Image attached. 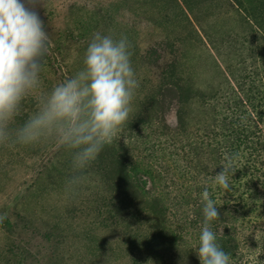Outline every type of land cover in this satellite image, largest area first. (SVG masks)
<instances>
[{"label":"rangeland","instance_id":"obj_1","mask_svg":"<svg viewBox=\"0 0 264 264\" xmlns=\"http://www.w3.org/2000/svg\"><path fill=\"white\" fill-rule=\"evenodd\" d=\"M260 3L264 0L37 3L50 36L41 73L44 91L82 68L98 31L116 39L127 36L139 88L123 137L105 146L74 191L67 187L70 151L54 142L0 145V215H6L0 223V264H192L201 226L189 223L200 222L201 194L214 187L213 151L226 154L223 142L233 140L231 128L236 132L224 122L229 101L253 99L243 110L248 115L240 116L244 132L236 135L244 142L236 143L234 152L246 166L264 169L259 165L264 161V36L251 33L258 32L254 23L264 28L255 9ZM217 65L226 67L235 83L249 76L258 92L247 91L248 81L229 90ZM36 110L35 98L27 99L16 123ZM237 121L238 114L235 126ZM110 162L120 165L122 184L132 186L126 198L103 173ZM259 179L254 188L243 186L250 179L233 183L239 206L212 227L232 246L233 264H257V259L264 264V182ZM157 201L170 215L152 216ZM165 221L173 232L169 251L175 253L167 252L161 262L129 236Z\"/></svg>","mask_w":264,"mask_h":264},{"label":"clouds","instance_id":"obj_2","mask_svg":"<svg viewBox=\"0 0 264 264\" xmlns=\"http://www.w3.org/2000/svg\"><path fill=\"white\" fill-rule=\"evenodd\" d=\"M39 2L0 0V145L14 148L54 142L70 151L72 175L67 187L74 191L86 180V170L105 146L123 137L139 81L127 36L116 39L98 31L86 48L82 68L44 91L41 73L50 36L36 11ZM29 98H35L37 110L17 124ZM220 169L211 179L227 192L236 172L232 158L226 157ZM201 199L204 219L196 248L199 264H233L217 243L211 222L218 221L219 212L207 188ZM4 219L6 215H0V223ZM257 264H261L258 259Z\"/></svg>","mask_w":264,"mask_h":264},{"label":"trees","instance_id":"obj_3","mask_svg":"<svg viewBox=\"0 0 264 264\" xmlns=\"http://www.w3.org/2000/svg\"><path fill=\"white\" fill-rule=\"evenodd\" d=\"M245 4V3H244ZM241 6V8L243 10H245L244 12L247 11L246 6L245 5H239ZM259 12H260V17L262 19H264V3H260L259 6L257 8ZM254 26L257 27L258 32H254L251 28V32L254 35H260V36H264V28L261 27L260 25H257L256 23H254ZM217 69L219 71V74L221 75V77L223 78V80L225 81V85L227 86V88L229 90H232L234 87H232L233 85L235 86L236 90L239 89V87L241 88L247 85H251L252 87L249 88V90H247L249 93H252L251 90H255V92H258L257 88L255 89V82H250V77L249 76H243L239 79L240 82L235 83L234 79H232V77L229 75L228 69L226 67H222L220 65H217ZM250 75H254L253 73L250 72ZM249 82L247 85L243 84V82ZM241 84V86L237 85V84ZM251 83V84H250ZM243 91V89H242ZM252 98H243L241 100H237V101H229V104H227V112H229V116H232L229 118V116H227V118H225L224 122H228L229 125L232 127H236V132L234 131L233 128H231V135H228V138H232L233 140L230 141H226L225 143L223 142L224 146L223 148H226L228 151H226V154H222V153H217L215 154L213 151V157H214V172L213 175L215 176L221 169V165L224 163L225 161V157L224 155H227L228 157H231L233 160V164L234 167L236 169V172L232 175V178H230V189L229 191L225 192L224 190L220 189L219 186H217L213 181H212V186L214 187H209L207 188L211 194V198L215 201H217L216 206L218 207V212H219V219L221 218L223 219H230L233 215V213H235V209L239 206V202H240V198L239 196L235 193L234 190V186L233 183H241V180H246V179H250L247 180L245 183H243V186L248 187L252 185V188H254V184L257 182H260V177L263 178V182H264V169L262 172H259L255 169V167L251 166V165H247L243 164L244 161H246L242 155H240L239 153H235L234 151H237V144H240L243 141L242 138H239L241 136L236 135L241 133L242 131L244 132V127L240 124V118L244 115H248L247 111H243L244 108L246 107V105L248 106V109L250 108V106L252 107V104H250V102H252ZM228 107H233V111H230V108ZM241 110V112H240ZM238 114V121L239 125L235 126L233 121L235 120L236 115ZM241 116V117H240ZM250 119V118H249ZM251 120V119H250ZM247 121V120H246ZM242 132V133H243ZM235 135V136H234ZM219 135H215L214 139H216ZM235 137V138H234ZM213 139V141H214ZM225 139V138H224ZM247 141V140H246ZM249 142V141H248ZM215 143V142H214ZM237 143V144H236ZM197 144V143H196ZM213 144V142H212ZM219 147H221V142L218 143ZM204 146V145H202ZM103 163V162H102ZM254 164H258L255 163ZM264 164V161H262L261 163H259V165ZM119 164L117 166H114L113 163L110 162L109 167L104 168L103 173L104 175H108L110 176V182L112 184H115V193L118 192V190H120L122 192V196L124 198L128 197L132 190V186L128 185L125 186L122 184V179L120 178V168H119ZM112 176V177H111ZM259 176V177H258ZM107 180V181H109ZM251 188V189H252ZM248 189V190H251ZM264 189V188H263ZM264 202V201H263ZM153 209L151 210V214L154 218L158 219L160 216H164L166 217L168 212V208L165 205H161L157 202H155L153 204ZM197 207H199V211L198 212V217L200 219V222L198 221H194L191 220L189 225H193V226H197V225H202L203 223V219L204 217H201V214L203 213V203L201 202ZM176 217V215L174 216ZM148 223V221H146ZM218 221H213L211 222L212 227H214V225L217 223ZM152 228V226H147V228L145 230L143 229H139V230H133L130 234V239L132 240L131 243L134 244H138L141 246L143 245L144 250L146 252H151L153 253V255L157 256L160 258L161 262L164 260V255H166V253H170L171 256H174L175 252L169 251L171 248H173V241H172V235L173 232L167 227V223L165 221V224L163 226H158L156 225L155 227L152 228V231L150 230ZM221 237L217 236V243L220 245V247L226 252L229 253L230 250H232V246L230 245V243H222L221 242ZM197 245H198V240H197ZM177 256V255H176ZM192 264H199V259L197 257V255L195 257H193L192 259Z\"/></svg>","mask_w":264,"mask_h":264}]
</instances>
